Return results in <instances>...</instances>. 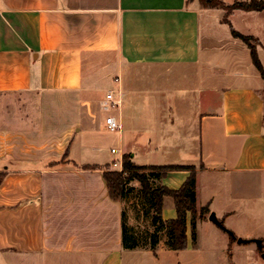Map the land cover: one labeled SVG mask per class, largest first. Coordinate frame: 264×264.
Listing matches in <instances>:
<instances>
[{
	"label": "crops",
	"instance_id": "crops-1",
	"mask_svg": "<svg viewBox=\"0 0 264 264\" xmlns=\"http://www.w3.org/2000/svg\"><path fill=\"white\" fill-rule=\"evenodd\" d=\"M201 5L198 0H0L4 111L0 171L5 173L0 183V264H123L124 251L137 249L127 247L122 232L125 224L132 240H137L139 216L130 206L132 201L127 202L128 195L111 198L102 169L85 168L110 163L77 162L63 156L71 142L70 128L100 127L96 120L100 105L89 92L95 89L90 86L93 62L100 55L107 57V66L117 68V92L106 94L119 98V110L128 91L120 84L121 77L126 83L131 75L135 80L136 74H145L161 84L167 76L165 68L186 80V87L175 96L180 108L169 105L172 94L162 95L164 106L156 107L162 116L158 122L166 115L167 139L175 142L171 145L180 148L186 160L180 165L195 168L197 208L207 205L235 237L211 222L209 214L195 220L194 236L198 227L203 228L205 238L225 255L227 264H264V253L260 256L264 251V82L257 69V74L243 73L234 52L217 54L222 48L216 41L200 43L202 34L209 37L206 29L200 30V15L216 9L223 23L224 14L221 8ZM239 11L234 10L229 19ZM224 62L235 66L226 86L217 82L227 74ZM95 78L99 84L105 77ZM22 93L38 103L33 127L18 123L22 117L14 108L15 96ZM152 137L155 146L154 132ZM189 174L168 170L151 182L176 189ZM167 197H163V220L176 217L173 199L164 203ZM257 208L262 221L255 223L252 215ZM252 224L260 227L257 235L250 231ZM194 236L187 212V246L182 250L195 249ZM165 242L166 238H159L156 256Z\"/></svg>",
	"mask_w": 264,
	"mask_h": 264
},
{
	"label": "rangeland",
	"instance_id": "rangeland-1",
	"mask_svg": "<svg viewBox=\"0 0 264 264\" xmlns=\"http://www.w3.org/2000/svg\"><path fill=\"white\" fill-rule=\"evenodd\" d=\"M224 1L231 3L234 0ZM200 9L205 10L202 7H200ZM201 12L203 13V11ZM243 14L247 13L243 11L235 13L234 16L230 17L231 23L236 30L242 33H244V31L250 32L254 37L260 40L262 44H258L257 46L258 57L264 65V47H262V45H264V12H252L248 13L249 15ZM205 29L209 37L202 34L200 38L201 44L204 40L211 39L212 41H216L215 45H217L218 48H222V51H216L217 54H232L234 52L236 54L235 60L238 61V68L242 70L243 73H258L256 67L251 63L246 45L240 40L233 38L230 35L229 27L219 22L216 9H206L204 15H200V30ZM106 58L107 57L102 58L101 55L95 57L92 69L93 79H96V76L105 78L102 79L99 84L92 79L90 86L95 89L89 90L92 99L95 102H99L100 105V111H97L96 114V120L99 122L100 127L98 130L81 131H78V127H76L73 130L74 132L70 128V133L72 135L67 156L77 162L96 159L100 160L101 163L108 162L110 163L108 164V168L110 169L118 168L113 166L112 163L121 157L122 151H124L123 153H129L132 160L138 165L184 163L186 160L181 156L182 151H180V148L172 146L171 144L175 142L167 139L169 136L167 125L170 124V122L166 119V115L163 116L164 118L162 121L158 122L159 118L162 116L159 114L160 111L156 107L157 105L161 107L164 106L162 95L170 96L169 94H172L169 105L180 108L181 104L178 103L175 96L180 94L178 90L186 87V80L182 78L180 73L173 72L172 69L166 73L165 68L164 74L167 76L161 84L149 80L145 74L141 76H137L136 74L135 80L133 79V75H131L126 80V83L125 79L121 77L120 84L124 83V85H127L128 91H124L125 93H123L125 104L123 110L121 108L119 110L117 107H111L108 103L109 101H107L108 104H104V100H107L105 96L106 92L111 91L115 94L119 87V83L115 80L117 68L115 66H107ZM111 60L113 61L112 57L110 61ZM223 60L222 57V61ZM103 63L105 65L104 68ZM206 67L207 66H205L204 71L206 70L208 76V68L206 69ZM224 67L227 74L221 75L217 81L218 84L222 86L228 85L233 79V76L230 74V68L234 69L235 66H231L230 63L224 62ZM142 70L147 72L148 68H143ZM88 81L89 69L85 66V82L88 84ZM159 88H163L165 92L158 91ZM157 95H159V99H157ZM2 98L3 96L0 95V125L3 123L4 118V111L1 106ZM35 99L36 98L28 97L26 93L15 96L16 102L14 108L16 109L17 115L22 117L18 120L20 126L33 127L34 120L32 118L38 109V103ZM32 101H34L33 104L30 103ZM164 112L167 111L164 109L163 114ZM108 114H112L116 119L121 120L123 124L121 131H110L107 129L105 117ZM174 115L176 114L174 113ZM176 116H173L174 119H176ZM176 124L177 123H174V126ZM153 132L154 137H156L155 141H157L155 146H152V142H150V138H153ZM167 140L169 141L168 145L166 144ZM111 148L116 149V152L112 153ZM127 186L131 191L126 194L128 195L127 202L132 201L130 206L136 212V216H139L135 229L137 240L134 239L136 242L135 244L138 246H136V250L124 251L123 264H227L228 261L225 255H222L219 249H213V246L210 244V239L205 238L203 228L199 227L196 229L197 238L196 236L193 238L195 245L193 251H191V249L180 251L171 250L167 245L161 244L158 246V256H156L155 252L150 248V235L154 230L151 223L152 210L150 203L147 199L141 197L140 184L138 181L133 180L128 183ZM171 201V198L167 197L164 203L168 204L169 202L171 203ZM259 209L260 208L253 209L252 219L255 223L262 221V211ZM137 210H139V212ZM250 231L253 232V235H257L261 230L260 227L252 224ZM165 234V231H161L159 233V238H166ZM211 234L212 231L208 236ZM129 243L133 242L129 241ZM262 253H264V251L260 253L261 257ZM248 259H251L250 255H248Z\"/></svg>",
	"mask_w": 264,
	"mask_h": 264
},
{
	"label": "trees",
	"instance_id": "trees-1",
	"mask_svg": "<svg viewBox=\"0 0 264 264\" xmlns=\"http://www.w3.org/2000/svg\"><path fill=\"white\" fill-rule=\"evenodd\" d=\"M201 4L209 8H221L224 14L221 22L225 23L234 38L240 39L245 43L250 52V57L253 65L258 70L264 82V67L257 53V46L260 45L259 39L252 35H245L237 31L229 19V16L234 10L241 11H262L264 10V0H234L231 3L222 0H199ZM63 156H67V148ZM122 170L108 168L109 165H85L86 169H102L103 178L106 181L111 198L120 199L130 192L127 184L136 180L140 184V195L143 199H147L152 210L151 223L154 227L150 235V248L153 252L159 242V233L165 231L166 245L172 250H182L187 246L186 237V214L191 215V235L194 236L195 220L204 218L210 213L207 205L197 208L194 182L195 168L192 165L180 164H165V165H138L136 164L129 153H123ZM168 170H188L189 176L176 189H170L164 185H154L151 179L163 177ZM5 173L0 171V183L2 182ZM153 183V184H152ZM170 196L173 199L176 217L173 219L163 220L161 216L163 197ZM222 226L220 228L227 231L231 239H234V234L227 230L220 219ZM123 237H125L127 247H136L135 241L129 235L125 224L122 227ZM132 241L133 243H129Z\"/></svg>",
	"mask_w": 264,
	"mask_h": 264
},
{
	"label": "built area",
	"instance_id": "built-area-1",
	"mask_svg": "<svg viewBox=\"0 0 264 264\" xmlns=\"http://www.w3.org/2000/svg\"><path fill=\"white\" fill-rule=\"evenodd\" d=\"M106 99L109 101V104L111 107H117L120 103L119 98L115 97L112 93H107ZM105 124H106L107 129H109L110 131H121V129H122V125L119 122V120H117L112 115H108L105 117ZM111 152L115 153L116 149L112 148ZM112 165L115 167H118V168H116V170L121 171L122 170V159H121V157L118 160H115L112 163Z\"/></svg>",
	"mask_w": 264,
	"mask_h": 264
},
{
	"label": "water",
	"instance_id": "water-1",
	"mask_svg": "<svg viewBox=\"0 0 264 264\" xmlns=\"http://www.w3.org/2000/svg\"><path fill=\"white\" fill-rule=\"evenodd\" d=\"M208 219L213 222L214 224H216L217 226L221 227L222 226V223L220 222V220L216 217L215 213L214 212H210L209 215H208ZM243 241H248V240H245V239H242V238H237V242H243ZM256 243H260V240L259 239H255L254 240ZM263 255V254H262Z\"/></svg>",
	"mask_w": 264,
	"mask_h": 264
}]
</instances>
